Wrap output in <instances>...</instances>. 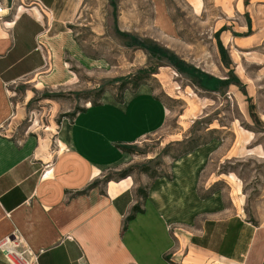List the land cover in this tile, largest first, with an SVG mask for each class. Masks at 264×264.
Wrapping results in <instances>:
<instances>
[{
	"label": "crops",
	"instance_id": "crops-1",
	"mask_svg": "<svg viewBox=\"0 0 264 264\" xmlns=\"http://www.w3.org/2000/svg\"><path fill=\"white\" fill-rule=\"evenodd\" d=\"M188 1L196 10L203 7L202 0ZM211 1L219 11L210 15L216 72L194 66L197 82L210 94L235 89L251 103L253 78L244 57H235L231 47L250 52L260 45L264 0ZM82 4L0 0L5 9L0 15V244L12 239L18 251L35 253L37 264H264V218L256 223L246 219L230 191L210 193L220 182L232 188V194L236 189L223 174L212 181L204 177L222 158V144L216 139L172 159L171 179L162 176L141 185L131 176L72 196L130 165L131 155L118 147L138 144L176 117L149 85L126 91L123 97L139 92L148 96L156 114H86L95 108L89 106L73 118L63 117L55 127L14 136L32 95L27 89L20 104L13 100L11 86L24 78L23 85L34 90L63 85L71 79L66 52L82 61L69 30ZM231 76L238 83L223 86ZM109 93L114 97L115 90ZM196 112L197 105L190 102L177 116L182 132ZM173 137L178 141L180 135ZM146 186L143 201L137 190ZM138 204L142 212L126 224ZM0 264H10L1 250Z\"/></svg>",
	"mask_w": 264,
	"mask_h": 264
},
{
	"label": "rangeland",
	"instance_id": "rangeland-1",
	"mask_svg": "<svg viewBox=\"0 0 264 264\" xmlns=\"http://www.w3.org/2000/svg\"><path fill=\"white\" fill-rule=\"evenodd\" d=\"M202 1V9L196 10L188 0H83L69 25L82 51V61L72 59L66 52L71 79L63 85L34 90L23 85L27 80L24 78L11 86L15 92L13 100L20 104L25 103L27 89L32 95L23 106L24 117L14 136L55 127L63 117L70 118L69 114L89 107L88 100H95L100 89L114 91L121 80L139 70H153L155 74L147 80L149 86L176 117L160 132L129 146L132 162L121 171L130 169L136 181L144 185L154 174H168L172 159L189 145L214 138L222 144L221 162L211 164L204 177L212 181L220 174L227 176L226 182L236 186L233 192L239 195L232 194V188L222 182L213 188L230 191L237 211L250 222L263 219L264 38L250 52L231 47L235 57H244L246 71L253 78L248 93L251 103L247 104L235 89L225 94L206 93L195 77L179 73L172 65L176 58L190 68L216 72V39H212L215 25L210 15L216 16L219 11L211 0ZM158 48L167 52H161L163 58L159 60L151 55L155 50L159 52ZM190 102L197 105L198 112L189 118V129L182 132L177 116ZM150 104L153 101L140 92L126 94L122 104L106 92L101 105L86 114H156ZM177 134L178 141L173 137ZM227 154H231L230 159H225ZM145 167L148 174L142 173Z\"/></svg>",
	"mask_w": 264,
	"mask_h": 264
},
{
	"label": "trees",
	"instance_id": "trees-1",
	"mask_svg": "<svg viewBox=\"0 0 264 264\" xmlns=\"http://www.w3.org/2000/svg\"><path fill=\"white\" fill-rule=\"evenodd\" d=\"M159 50L158 51H153L151 53L152 56H157V59H161L163 58L162 53H167L164 49H157ZM174 62L172 63V65L175 66L176 70L179 72V73H183V74H188V75H191L193 77H195L197 79V73L198 71L195 69V68H190L189 66H187L186 64H184V62L182 61H179L175 58V60H173ZM152 74H155V72L153 70H139V72L135 75H133L132 77L126 79V80H121V82L118 84L117 88L115 89V94H114V98H115V101L118 102V103H121L122 102V99H123V94L126 92V91H130V92H134L136 91L141 85H149V82L147 81L148 78L152 75ZM232 81L234 83H238V80L231 76L228 80H226L225 82L222 83L223 86H226L229 84V82ZM201 88V86H200ZM106 92H110L109 90L107 89H100L98 92H97V96H96V99L95 100H88L89 104H90V107H97L101 104V99L104 95V93ZM157 98H160L159 96H157ZM85 109H81V110H78V112H74L72 114H69L68 117L70 118H73L76 116L77 113L79 112H84ZM214 138H210L209 140L201 143V144H191L189 145L188 148H186L185 151L182 152L181 155L177 156L176 158L174 159H178L192 151H194L195 149L201 147V146H204L206 144H208L211 140H213ZM121 151L125 152V153H128L129 155L132 154V150L131 148L128 147H118ZM142 173L143 174H148V169L145 167V168H142ZM116 176V177H115ZM131 171L130 169L128 170H124V171H121L119 172V174L117 175H114V174H108L106 176H104L102 182H94L92 184H90L85 190L81 191V192H77V193H74L72 194V196H75V195H82V194H86L89 190L97 187L98 185L100 184H105L109 181H112L114 179L116 180H121V179H125L127 177H131ZM162 176H165L167 179H171V176L169 174H166V175H152V179H155L157 177H162ZM151 179V180H152ZM147 189V186L143 189V188H138L137 190V193L139 194V196L142 198V200L144 201L146 199V196H147V193H146V190ZM213 191H216L214 188H212L210 190V193H212ZM201 197L203 198L204 195ZM142 210L140 208V205H135L130 214L126 217L125 219V223H129L131 220H133L135 218V216L138 214V213H141ZM125 228V227H124Z\"/></svg>",
	"mask_w": 264,
	"mask_h": 264
},
{
	"label": "built area",
	"instance_id": "built-area-1",
	"mask_svg": "<svg viewBox=\"0 0 264 264\" xmlns=\"http://www.w3.org/2000/svg\"><path fill=\"white\" fill-rule=\"evenodd\" d=\"M4 10V7L0 5V15L3 14ZM46 60L47 59L44 58V61ZM9 241L12 242V251H8L6 248ZM17 246L18 244H16L12 239H7L0 244V250L3 252L6 260L10 264H37V255L35 253L31 252L26 248L21 251H18Z\"/></svg>",
	"mask_w": 264,
	"mask_h": 264
},
{
	"label": "bare ground",
	"instance_id": "bare-ground-1",
	"mask_svg": "<svg viewBox=\"0 0 264 264\" xmlns=\"http://www.w3.org/2000/svg\"><path fill=\"white\" fill-rule=\"evenodd\" d=\"M6 248H7L8 251H12L13 250V246H12V242L11 241L8 242V245H7Z\"/></svg>",
	"mask_w": 264,
	"mask_h": 264
}]
</instances>
